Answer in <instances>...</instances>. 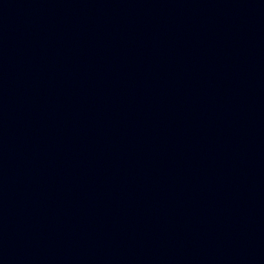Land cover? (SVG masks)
<instances>
[{
    "label": "water",
    "instance_id": "1",
    "mask_svg": "<svg viewBox=\"0 0 264 264\" xmlns=\"http://www.w3.org/2000/svg\"><path fill=\"white\" fill-rule=\"evenodd\" d=\"M0 264H264L63 0H0Z\"/></svg>",
    "mask_w": 264,
    "mask_h": 264
}]
</instances>
